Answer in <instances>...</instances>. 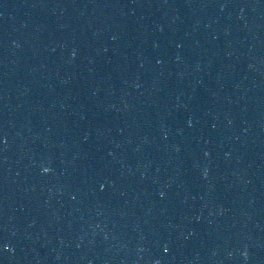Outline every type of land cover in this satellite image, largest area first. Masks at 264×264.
Listing matches in <instances>:
<instances>
[{"label": "water", "instance_id": "95a60500", "mask_svg": "<svg viewBox=\"0 0 264 264\" xmlns=\"http://www.w3.org/2000/svg\"><path fill=\"white\" fill-rule=\"evenodd\" d=\"M0 264H264V0H0Z\"/></svg>", "mask_w": 264, "mask_h": 264}]
</instances>
